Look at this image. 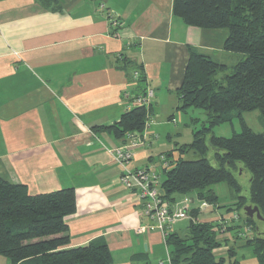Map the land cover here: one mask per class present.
Listing matches in <instances>:
<instances>
[{
	"label": "crops",
	"instance_id": "1",
	"mask_svg": "<svg viewBox=\"0 0 264 264\" xmlns=\"http://www.w3.org/2000/svg\"><path fill=\"white\" fill-rule=\"evenodd\" d=\"M172 1L0 0V178L30 195L73 189L68 247L101 241L113 264H170V247L153 228L136 231L152 224L118 181L110 151L124 142L94 128L117 123L143 88L152 90L131 168L161 173L160 157L175 161L178 146L187 145H171L172 136L164 141L159 129L179 112L176 92L190 49L224 65L220 79L240 59L222 48L226 30L185 25L172 14ZM107 13L120 19L117 34ZM135 71L144 86L127 77ZM178 223L172 233L185 236L190 221ZM0 264L7 260L0 256Z\"/></svg>",
	"mask_w": 264,
	"mask_h": 264
},
{
	"label": "trees",
	"instance_id": "2",
	"mask_svg": "<svg viewBox=\"0 0 264 264\" xmlns=\"http://www.w3.org/2000/svg\"><path fill=\"white\" fill-rule=\"evenodd\" d=\"M39 1L47 6L55 0ZM172 14L189 27L226 30L222 48L240 59L231 73L217 80L225 66L190 49L176 92L177 111L202 110L208 126L193 132L192 141L177 148L180 153L177 160L167 158L173 168L162 175L159 184L162 198L170 204L186 198L192 200L194 207L200 202L213 205L217 202L211 189L215 185L226 184L234 193L240 192L234 173L242 167L249 173L247 203L256 206L264 219V131L254 133L243 120L244 113L256 110L264 120V0H173ZM135 72L137 82L144 86L143 74ZM135 72L127 77L134 79ZM147 89H142L141 96ZM152 98L147 107L125 111L112 126L94 129L106 131L123 142L128 133L142 134L148 124ZM233 120L240 123L239 133L206 140L212 127ZM210 148L217 166L207 159ZM187 153L201 158L186 160L183 156ZM191 193H195V199L189 198ZM245 203V198L237 197L235 208L229 205L224 213L217 204L213 205L214 212L223 215L220 219L216 217L214 224L190 222L185 236L169 233L165 242L170 247V264H240L236 259V242L251 248L257 264H264V234L254 231L253 218L235 212ZM74 212L73 189L30 195L24 185L0 178V256L9 264H113L107 246L101 241L68 247L65 218ZM199 212L194 208L191 213L196 218ZM229 218V226L220 239L215 229L220 228L219 222ZM222 247H227L226 256L214 254Z\"/></svg>",
	"mask_w": 264,
	"mask_h": 264
},
{
	"label": "built area",
	"instance_id": "3",
	"mask_svg": "<svg viewBox=\"0 0 264 264\" xmlns=\"http://www.w3.org/2000/svg\"><path fill=\"white\" fill-rule=\"evenodd\" d=\"M103 9V7H101ZM110 27L115 30V34L121 27V22L118 16L112 13H107ZM137 73L133 74V78H137ZM153 92L147 89L144 96L137 97L133 100V107H147L149 101L152 98ZM142 135L136 132L128 133L125 135L124 143L114 148L110 152L113 154L117 165L119 166L121 173L119 176V183L122 187L133 193L139 200L140 214L148 219L152 227H141L136 231L143 233L153 228L160 232L165 240L167 235L172 232L174 225L180 221L190 220V222H196V218H192L191 211L199 209L202 212L203 209L209 206L206 202H200L199 205L194 207L192 200L183 199L175 203H168L162 198V192L159 189V184L162 180V175L173 168L172 163L165 157H160L161 173H151L146 169L135 168L132 169V162L134 158V149L142 145ZM237 219L238 217H234ZM229 219L219 222V227L216 228L218 237L221 239V235L225 229L229 226ZM249 235L248 233L246 236Z\"/></svg>",
	"mask_w": 264,
	"mask_h": 264
},
{
	"label": "rangeland",
	"instance_id": "4",
	"mask_svg": "<svg viewBox=\"0 0 264 264\" xmlns=\"http://www.w3.org/2000/svg\"><path fill=\"white\" fill-rule=\"evenodd\" d=\"M228 73H231V69L228 71ZM217 80H220L219 76H217ZM174 121L168 123L167 126H162L159 129V134L161 135V138L166 141L167 134H170L171 137V145L174 143L179 144H188L192 141L193 132L197 130H201L204 126H208L206 122V116L205 113L202 110L188 109L185 113H174ZM243 120L245 124L254 132V133H262L264 131V120L260 114L259 111H252L248 113L243 114ZM240 123L237 120H233L231 123H223L217 126H214L211 128V131L206 134V140H208L211 136L215 137H223V138H229L234 133L240 132ZM179 147V146H178ZM186 160H197L201 158L198 155H195L193 153H187L183 156ZM207 159L210 161L212 166H217V163L214 161V151L210 148L207 153ZM235 178L237 179L239 185H240V192L234 193L226 184H218L213 186L212 193H214L217 202L213 204L214 206L217 204V208L221 213H224L227 210V207L231 205L233 208V204L237 202V197H243L246 200V203L244 206L240 209H237L235 212L239 213L241 216L243 215V209L248 205V199H249V189H248V182H249V173L244 168L240 167L238 170V173H234ZM205 193H208V190L205 191ZM189 198L195 199V193L189 194ZM214 203V202H213ZM213 205H209L205 209L202 210V212L197 213L198 217H196V222H193L194 224L198 223H206V224H214L217 218L214 220L217 215H215L213 212L215 211V207ZM192 212V211H191ZM194 213H191L190 216L194 218ZM190 221V220H189ZM188 221H182L180 222V226L186 227ZM253 228L254 231L258 232L259 234L264 233V221L257 220L256 217H253ZM232 244L230 243L229 246ZM235 249H236V259L238 261H241L242 259H248V258H254L252 254L251 248L244 247L240 242L235 243ZM226 250L227 247H222L220 249H217L214 254L216 255H224L226 256ZM219 257V256H218ZM7 264L8 261H7Z\"/></svg>",
	"mask_w": 264,
	"mask_h": 264
},
{
	"label": "water",
	"instance_id": "5",
	"mask_svg": "<svg viewBox=\"0 0 264 264\" xmlns=\"http://www.w3.org/2000/svg\"><path fill=\"white\" fill-rule=\"evenodd\" d=\"M162 192V190H161ZM244 215L248 218L256 217L257 220L264 221V219L260 216L258 208L256 206H247L243 209ZM264 234V233H263Z\"/></svg>",
	"mask_w": 264,
	"mask_h": 264
}]
</instances>
